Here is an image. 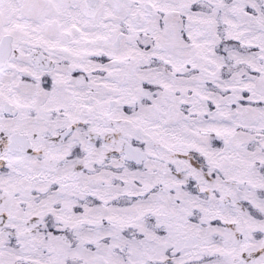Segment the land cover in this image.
<instances>
[{
  "label": "snow or ice",
  "instance_id": "obj_1",
  "mask_svg": "<svg viewBox=\"0 0 264 264\" xmlns=\"http://www.w3.org/2000/svg\"><path fill=\"white\" fill-rule=\"evenodd\" d=\"M0 264H264V0H0Z\"/></svg>",
  "mask_w": 264,
  "mask_h": 264
}]
</instances>
